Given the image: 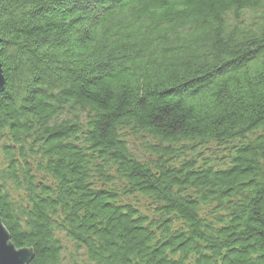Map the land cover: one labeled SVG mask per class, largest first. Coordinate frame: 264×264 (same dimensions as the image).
Returning <instances> with one entry per match:
<instances>
[{
  "label": "trees",
  "instance_id": "trees-1",
  "mask_svg": "<svg viewBox=\"0 0 264 264\" xmlns=\"http://www.w3.org/2000/svg\"><path fill=\"white\" fill-rule=\"evenodd\" d=\"M0 67L26 264H264V0H0Z\"/></svg>",
  "mask_w": 264,
  "mask_h": 264
},
{
  "label": "water",
  "instance_id": "water-1",
  "mask_svg": "<svg viewBox=\"0 0 264 264\" xmlns=\"http://www.w3.org/2000/svg\"><path fill=\"white\" fill-rule=\"evenodd\" d=\"M3 83L0 67V91L3 89ZM30 257L29 249H16L10 244L8 235L0 221V264H26Z\"/></svg>",
  "mask_w": 264,
  "mask_h": 264
},
{
  "label": "rangeland",
  "instance_id": "rangeland-1",
  "mask_svg": "<svg viewBox=\"0 0 264 264\" xmlns=\"http://www.w3.org/2000/svg\"><path fill=\"white\" fill-rule=\"evenodd\" d=\"M134 141L133 140H130V143H133Z\"/></svg>",
  "mask_w": 264,
  "mask_h": 264
}]
</instances>
